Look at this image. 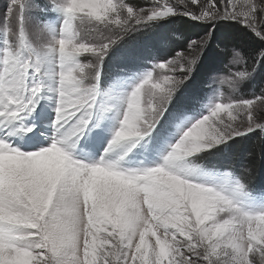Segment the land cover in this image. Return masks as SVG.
<instances>
[{"label":"snow or ice","instance_id":"1","mask_svg":"<svg viewBox=\"0 0 264 264\" xmlns=\"http://www.w3.org/2000/svg\"><path fill=\"white\" fill-rule=\"evenodd\" d=\"M178 4L4 0L0 264H264V188L198 163L264 134V93L226 100L211 85L221 27L261 42L264 71V0ZM178 18L204 35L112 70L133 34ZM225 51L244 70L219 83H251L250 57ZM205 65L209 91L190 88Z\"/></svg>","mask_w":264,"mask_h":264},{"label":"rangeland","instance_id":"2","mask_svg":"<svg viewBox=\"0 0 264 264\" xmlns=\"http://www.w3.org/2000/svg\"><path fill=\"white\" fill-rule=\"evenodd\" d=\"M130 2L138 4V5H147L150 3V0H130ZM171 3L176 5L178 8L182 7L178 4V0H171ZM3 6H4V0H0V30H2V14H3ZM176 19L173 23L167 24L163 28H158L155 31H143L139 33H135L131 36V43L132 47H134V50L132 51L129 48H125L123 53L128 54L131 59H129L130 62L134 63L137 60H143L145 58H148L154 54L158 55H164L167 51L170 50L171 42L170 41H182L181 34L179 32H176L174 29L176 27L177 21ZM201 30V28H198ZM200 33V32H199ZM187 39H193V40H199L198 38H193L192 36H187L183 38V41ZM186 44V43H185ZM186 46V45H185ZM186 49V48H185ZM243 54V53H242ZM230 60H226V62L219 67L216 66V70L214 73L215 79L211 80L212 89L215 90L214 94L216 95H222L226 100L231 99L233 97H239L243 96L244 98H252L254 95H260L264 93L263 90L261 92L253 91L251 95H244L243 90H245V86L247 82L241 83V85L233 90L230 88L227 84L221 85L219 83V78L221 76H227L232 72H235L237 70H244V65H235L231 64ZM121 63L123 65H126L129 63ZM251 61V60H250ZM84 62L87 63L88 59L85 54ZM252 62V61H251ZM150 61H149V67H150ZM120 67V64L116 66ZM254 67V66H253ZM250 71H253L252 69L248 68ZM200 70L196 73V77L193 80L192 87L199 88V83L197 82V76H199ZM209 82V78L206 80L204 84H202L201 91L207 92L209 89L206 87V84ZM256 120L258 123L264 124V109L257 108L255 112ZM253 134V133H252ZM252 134H249L247 138H249ZM252 140H248V144L251 145V149L255 148L254 151L257 150V145L254 143H251ZM236 143L232 145V149L235 148ZM244 145V144H243ZM229 149L227 153H223L217 157H205L207 161L214 163V162H220L222 166H228L233 165L240 169L245 177L246 180H248L252 184L260 183L264 180V162L261 164L257 160V156L251 157L247 154L244 155V153L241 152V147H237V151H233L232 149ZM241 152V153H240ZM204 158V159H205ZM203 159V160H204ZM250 160V161H249ZM205 161V160H204ZM206 162V161H205ZM206 162L208 165H211V163ZM220 168L224 170L221 166ZM255 173L258 174L256 179H252L255 176Z\"/></svg>","mask_w":264,"mask_h":264},{"label":"trees","instance_id":"3","mask_svg":"<svg viewBox=\"0 0 264 264\" xmlns=\"http://www.w3.org/2000/svg\"><path fill=\"white\" fill-rule=\"evenodd\" d=\"M186 18L183 20L178 18L176 21V27L175 31L179 32L182 37V41H170L172 44L171 47L174 46H180L184 49L186 48V44L183 41L184 36H192L193 38L200 39L204 33L201 30H199L198 26H192L191 22H185ZM200 32V33H199ZM180 47H178V50H180ZM213 47L215 51L221 52L224 54V59L221 63L217 64L216 66L221 68V66L226 62V60H229L231 58L230 50L233 47L237 48L238 50H241L243 54L250 57L248 60V68L252 69L253 71L258 72L259 74L256 75L255 79L251 83H247L244 87L245 90H243L244 95H251L253 91L261 92V90L264 91V71H259V69L256 68L255 65H253L252 58L253 54L258 51L261 47V42L255 38V36L251 33H248L247 35H242L234 28H228V27H221L216 31L215 40L213 42ZM186 50V49H185ZM251 60V61H250ZM254 66V67H253ZM208 70V66L205 65L201 67L200 74L197 76V82L199 83V89H202V84L206 82V80L209 78L206 76V72ZM190 88H196L190 86ZM251 139L252 142L257 145V150L254 151L255 148L251 149V145L248 144V140ZM236 146L235 148H231L233 151H237V147H241V152L247 154L248 156L254 157L257 156V160L262 164L264 162V134H261L259 131L253 133L249 138H240L235 142ZM244 144V145H243ZM240 152V153H241ZM206 162L207 159H204ZM203 160V161H204ZM204 161V163H206ZM250 161V160H249Z\"/></svg>","mask_w":264,"mask_h":264},{"label":"clouds","instance_id":"4","mask_svg":"<svg viewBox=\"0 0 264 264\" xmlns=\"http://www.w3.org/2000/svg\"><path fill=\"white\" fill-rule=\"evenodd\" d=\"M255 174H257V173H255Z\"/></svg>","mask_w":264,"mask_h":264}]
</instances>
